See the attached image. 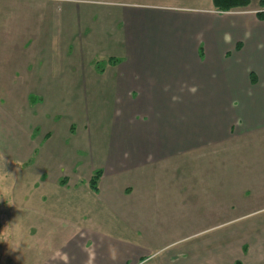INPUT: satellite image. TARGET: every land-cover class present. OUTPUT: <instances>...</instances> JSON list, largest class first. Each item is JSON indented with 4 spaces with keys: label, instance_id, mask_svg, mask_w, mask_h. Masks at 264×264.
I'll return each instance as SVG.
<instances>
[{
    "label": "crops",
    "instance_id": "1",
    "mask_svg": "<svg viewBox=\"0 0 264 264\" xmlns=\"http://www.w3.org/2000/svg\"><path fill=\"white\" fill-rule=\"evenodd\" d=\"M260 1L0 0V78L50 71L41 49L81 31L113 54L61 62L47 87L122 96L94 199L20 200L9 264H264Z\"/></svg>",
    "mask_w": 264,
    "mask_h": 264
},
{
    "label": "rangeland",
    "instance_id": "2",
    "mask_svg": "<svg viewBox=\"0 0 264 264\" xmlns=\"http://www.w3.org/2000/svg\"><path fill=\"white\" fill-rule=\"evenodd\" d=\"M77 34L80 38L84 36L78 47L41 49V57L48 59L50 71L39 72L35 77L0 78V156L9 161L8 168L14 173L11 186L0 181V264L16 261L15 252L8 258L6 237H11L15 230L13 221L20 200L49 199L54 193V198L94 199L85 193L90 190L87 186L92 172L107 160H104L106 143L101 145V140L106 133L110 134L114 108L122 96H103L81 89L77 92L64 86L53 92L47 87L48 83L63 85L66 79L63 74L68 70L60 74L61 62L95 57L106 60L113 54L111 47L89 46L91 39L88 41L81 31ZM102 64L97 65L98 69ZM46 73L53 76H45ZM68 180V185L62 188L59 181ZM77 181L80 184L73 189ZM74 210L78 213L81 207ZM65 229L60 226L58 231ZM30 247L31 244L27 248Z\"/></svg>",
    "mask_w": 264,
    "mask_h": 264
},
{
    "label": "trees",
    "instance_id": "3",
    "mask_svg": "<svg viewBox=\"0 0 264 264\" xmlns=\"http://www.w3.org/2000/svg\"><path fill=\"white\" fill-rule=\"evenodd\" d=\"M213 4L215 9L218 12L225 13L230 12L237 9H245L250 5V0H213ZM260 6L264 8V0L260 1ZM257 17L259 20L264 21V11H260L257 13ZM104 64L100 66V70L103 69ZM252 81H255L254 77H252ZM102 176L101 170H96L93 173V176L89 182L90 187L93 191H97L98 183ZM64 182V181H63ZM235 264H241L240 262H236Z\"/></svg>",
    "mask_w": 264,
    "mask_h": 264
},
{
    "label": "clouds",
    "instance_id": "4",
    "mask_svg": "<svg viewBox=\"0 0 264 264\" xmlns=\"http://www.w3.org/2000/svg\"><path fill=\"white\" fill-rule=\"evenodd\" d=\"M9 161L4 157L0 156V181L8 182V186L13 183L14 173L8 168ZM17 246H19V240L17 241Z\"/></svg>",
    "mask_w": 264,
    "mask_h": 264
}]
</instances>
